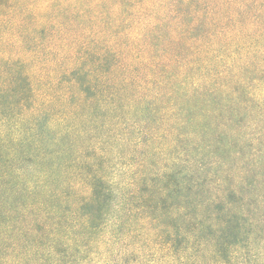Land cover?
<instances>
[{
    "label": "trees",
    "instance_id": "trees-1",
    "mask_svg": "<svg viewBox=\"0 0 264 264\" xmlns=\"http://www.w3.org/2000/svg\"><path fill=\"white\" fill-rule=\"evenodd\" d=\"M0 264H264V0H0Z\"/></svg>",
    "mask_w": 264,
    "mask_h": 264
}]
</instances>
